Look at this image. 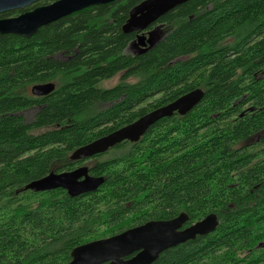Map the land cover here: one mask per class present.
<instances>
[{
	"label": "trees",
	"instance_id": "16d2710c",
	"mask_svg": "<svg viewBox=\"0 0 264 264\" xmlns=\"http://www.w3.org/2000/svg\"><path fill=\"white\" fill-rule=\"evenodd\" d=\"M142 1L90 7L29 38L0 35V264H68L78 246L181 213L185 226L211 213L218 226L152 264H264V0H191L159 19L151 49L132 54L135 33L122 26ZM45 83L52 93L31 95ZM194 89L204 97L186 115L69 160ZM86 161L104 179L93 193L24 190Z\"/></svg>",
	"mask_w": 264,
	"mask_h": 264
},
{
	"label": "water",
	"instance_id": "95a60500",
	"mask_svg": "<svg viewBox=\"0 0 264 264\" xmlns=\"http://www.w3.org/2000/svg\"><path fill=\"white\" fill-rule=\"evenodd\" d=\"M41 0H0V35H16L29 38L38 30L81 10L113 3L117 0H55L47 5H36ZM191 0H144L129 12L122 26L124 34L135 33L129 47L139 49L143 54L159 40L161 25L157 22L175 8ZM25 10V11H23ZM23 11L15 17H1L3 14ZM55 89L53 83L37 84L30 88L35 97H44ZM204 92L194 89L175 101L153 109L133 123L117 129L106 136L76 149L70 161H85L106 153L122 142L136 143L158 121L174 114L184 116L191 112L203 99ZM104 182L103 177L89 175L88 167L81 166L72 171L51 172L43 178L28 183L25 191L41 193L62 189L71 198L95 192ZM185 213L166 221H149L125 230L109 238L89 242L74 248L68 264H152L164 251L177 247L197 237L213 233L218 226L214 213L200 221L185 226ZM259 247H264L260 244Z\"/></svg>",
	"mask_w": 264,
	"mask_h": 264
},
{
	"label": "rangeland",
	"instance_id": "374dc122",
	"mask_svg": "<svg viewBox=\"0 0 264 264\" xmlns=\"http://www.w3.org/2000/svg\"><path fill=\"white\" fill-rule=\"evenodd\" d=\"M15 16L16 15H10V16H7V17H15ZM136 49H137V51L134 50V49H132V48H129L128 49V52L129 53H132V54H136V53H138V48H136ZM118 79H119V77L116 76L114 79H112L110 81L103 82L101 86L103 88H111V87H113L114 85L117 84ZM34 113H35L34 110H27V111L21 112V115L25 118L26 121H29L32 118V116H33ZM261 138H262V135L256 136L251 143H253L255 141H259ZM90 163H91V161H86L84 163L85 165H83V166H88Z\"/></svg>",
	"mask_w": 264,
	"mask_h": 264
},
{
	"label": "flooded vegetation",
	"instance_id": "af4514ba",
	"mask_svg": "<svg viewBox=\"0 0 264 264\" xmlns=\"http://www.w3.org/2000/svg\"><path fill=\"white\" fill-rule=\"evenodd\" d=\"M53 1H55V0H52L50 3H52ZM20 14V13H19ZM17 16V15H16ZM129 48H132V49H134V50H136L137 51V49L135 48V46H131V47H129ZM128 48V49H129ZM138 52H139V49H138Z\"/></svg>",
	"mask_w": 264,
	"mask_h": 264
}]
</instances>
